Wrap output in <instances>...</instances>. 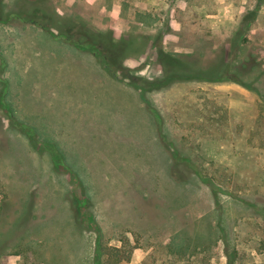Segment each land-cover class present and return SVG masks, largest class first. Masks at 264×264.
Masks as SVG:
<instances>
[{
  "label": "rangeland",
  "instance_id": "obj_1",
  "mask_svg": "<svg viewBox=\"0 0 264 264\" xmlns=\"http://www.w3.org/2000/svg\"><path fill=\"white\" fill-rule=\"evenodd\" d=\"M44 1L145 41L110 71L2 2L0 264H264V0ZM253 9L231 57L252 88L142 81L157 46L212 59Z\"/></svg>",
  "mask_w": 264,
  "mask_h": 264
},
{
  "label": "trees",
  "instance_id": "obj_2",
  "mask_svg": "<svg viewBox=\"0 0 264 264\" xmlns=\"http://www.w3.org/2000/svg\"><path fill=\"white\" fill-rule=\"evenodd\" d=\"M2 2H4V0H0L1 9L3 7ZM25 3L27 5L33 4L34 10L32 15L36 20L39 19V21H41L44 29L50 31V27L55 26L59 21L61 26H58V28L67 38L76 36V45L80 48L92 51L94 55L98 56L99 62L110 71L112 69L111 64L115 67L118 63V58L133 53V49L138 47L139 43L144 40L142 36L137 37L136 35L134 37L123 36L117 39L114 37L112 30L103 31L89 28L86 26L85 22L78 18L72 16L61 17L56 13L54 17L52 12H46L50 6L48 2L44 0H25ZM256 14L257 12L254 9L244 14L240 30L235 33L236 40H234V43L228 41L221 45L215 57L209 60H204L200 51L192 53L171 52L165 50L162 46H157L156 56L158 63L162 66V74L153 79H142V81L150 88H161L176 81L233 80L248 88H252V85L247 82L251 74L246 70L248 60L252 59L245 55L239 57L238 54H235L233 59H231V57L232 49L238 42L237 38L241 37L242 34L240 33L247 29L255 20ZM158 38H160V34L155 35L154 41ZM243 40L246 39L243 38ZM251 65H253V63H251ZM258 66L261 70V66L255 64V67ZM93 264H101V255L99 251Z\"/></svg>",
  "mask_w": 264,
  "mask_h": 264
}]
</instances>
